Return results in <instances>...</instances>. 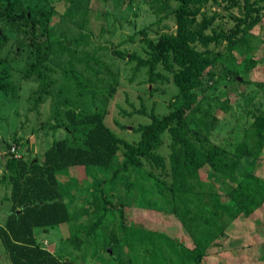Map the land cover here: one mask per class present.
Returning <instances> with one entry per match:
<instances>
[{
    "label": "rangeland",
    "instance_id": "1",
    "mask_svg": "<svg viewBox=\"0 0 264 264\" xmlns=\"http://www.w3.org/2000/svg\"><path fill=\"white\" fill-rule=\"evenodd\" d=\"M16 1L20 2L23 9L29 5L31 15L37 12L43 16L51 10L50 28L55 29L54 37L62 39L67 48L74 49L75 57L84 60L72 61L73 72L84 91L77 93L69 77L66 51L53 47L39 67L49 81L47 92H41V84L35 73L27 78L22 76L33 63L27 37L21 31L12 30L7 23L3 26L0 67L9 73L10 88L8 93L0 91V226H3L5 215L10 209L7 197L9 175L14 173V167L6 163L12 157L10 149L13 148L18 156L40 159L52 139L66 136L63 126H56L52 118V105L56 100L68 101L66 105L57 106L59 121L66 122V107H71L77 113L97 111L114 134L130 143L138 139L134 128L148 122L150 112L161 115L178 104L173 98L176 87L171 72L158 66L156 70L163 77L149 82L146 68L138 66L137 59H129L130 53L140 58L147 57L146 38L156 39L161 33L175 31V0H81L80 3L74 0L68 5L64 0ZM66 6L69 13H65ZM86 7L95 13L87 15L84 26H77L84 19L80 14ZM212 9L221 13L212 27L230 28L234 20L228 12L237 15V10H227L222 6H213ZM204 10L209 14L211 6L206 5ZM99 12L105 14L100 17ZM141 29L144 34L140 32ZM73 36L80 38L81 42L68 44L67 40ZM245 37V44L233 47L230 52L224 50L223 43L218 47L210 46L211 52L218 51L220 55L208 67L211 76L204 77L203 83L194 89L197 97L205 100L216 95L226 99L224 108H219L218 103L208 108L212 114L208 139L214 144L227 145L240 139L248 122L245 121L246 114L256 107H264V16ZM116 50L126 53V56L118 57ZM249 56L258 61L246 69L244 65ZM38 93H42L41 102L37 100ZM166 144L167 136L164 135L159 148L164 156L168 152ZM260 159L261 164H264V149ZM119 166L120 157L117 156L102 170L91 166L60 170L56 176L62 186L71 219L59 225L34 228L36 242L60 258L81 264H148L152 251L150 244L143 237L136 240L127 235L125 238L116 211L107 215L104 223L95 230L98 234L95 238L92 233H80L79 247L75 248L69 242V235L75 226H84L94 220L93 193L100 202L99 191L102 189L110 199L124 202V226L142 233L151 230L163 232L174 243L180 242L188 247L190 241L177 219L172 214L164 213L169 206L160 198L146 174L147 166L129 167L113 175ZM241 172L242 168H238L227 182L234 180ZM103 178L106 181L97 190ZM111 229L120 238V244L105 245L104 238H108ZM229 230L230 235L222 241L220 248L207 249L212 250L204 258V264H258L256 257L260 254L264 258V206L249 221L233 222ZM152 244L156 247L153 264L177 261L176 255L165 246L161 237L152 239ZM236 247L238 249L234 255L232 250ZM0 264H10L1 239Z\"/></svg>",
    "mask_w": 264,
    "mask_h": 264
},
{
    "label": "trees",
    "instance_id": "2",
    "mask_svg": "<svg viewBox=\"0 0 264 264\" xmlns=\"http://www.w3.org/2000/svg\"><path fill=\"white\" fill-rule=\"evenodd\" d=\"M64 1L67 5L74 2ZM75 1L80 3L81 0ZM175 1V31L161 33L156 39L146 38V58H140L135 53L129 54V59H137L138 66L146 68L149 82L163 77L156 70L158 66L172 73V82L176 87L173 98L178 101L175 107L161 115L150 112L148 122L134 128L138 139L130 143L114 134L97 111L77 113L71 107H66V122L59 121L57 106L66 105L68 101L56 100L52 105V118L56 126H63L66 136L52 139L40 159L15 157L11 153L12 157L6 161L10 167H14V173L9 175L7 197L10 209L5 215L3 226H0V239L10 264H81L60 258L41 247L35 240L33 229L59 225L71 219L62 186L56 176L60 170L74 166H91L102 170L117 156L120 157V166L113 171V175L129 167L147 166L146 174L160 198L169 206L164 213L172 214L177 219L190 245L187 247L180 242L174 243L163 232L151 230L142 233L124 226L125 204L110 199L100 189L106 181L103 178L96 188L100 189L101 201L98 202L95 193L92 197L94 220L84 226H75L69 235V242L75 248L80 246V233H92L95 238L98 235L95 230L104 223L107 215L116 211L125 238L127 235L136 240L143 237L150 244L152 251L148 264L155 263L156 247L152 239L157 236L177 257V261L172 260L170 264H204V258L212 250L207 249L221 247L222 241L230 235L228 228L233 222L249 221L256 211L263 208L264 164L260 162V153L264 149V107H256L246 114L245 121L248 122L240 139L227 145L214 144L208 139L212 127V114L208 108L211 109L210 105L214 107L216 103L219 108H224L226 99L216 95L205 100L197 97L194 89L203 83L204 77L211 76L208 67L220 55L218 51L211 52L210 46L218 47L223 43L224 50L230 52L233 47L245 44L248 31L264 16V0ZM206 5L211 6L209 14L204 10ZM213 6L237 10V15L228 12L234 20L230 28L212 27L221 17L218 10L212 9ZM29 8L26 5L23 9L16 0H0V39H3L2 28L7 23L12 30L21 31L27 37V44L32 49L33 63L22 76L27 78L35 73L41 84V92L46 93L49 81L39 67L51 48L65 50L70 67L69 77L77 93H82L84 89L73 72L72 61L84 60L75 57L74 49L67 48L62 39L54 37L55 29L50 28L51 10L43 16L36 12L32 14L35 17H32ZM69 12L66 6L65 13ZM89 13L94 14L95 11L88 7L81 10L80 15L84 19L77 26H84ZM99 14L101 17L105 12ZM262 40L264 42V37ZM79 42L80 38L74 36L67 40L68 44L76 45ZM115 53L118 57L126 56L119 50ZM257 61L249 56L244 68L249 69ZM9 80V73L0 67V91L3 93H8ZM41 94H37L39 102L42 101ZM162 135L167 136L166 156L159 151L163 144ZM238 168H242V172L227 182ZM104 242L107 246L110 243L118 245L120 238L111 229ZM126 242L131 246L130 242ZM236 249L232 250L234 255ZM256 261L264 264L260 254Z\"/></svg>",
    "mask_w": 264,
    "mask_h": 264
},
{
    "label": "built area",
    "instance_id": "3",
    "mask_svg": "<svg viewBox=\"0 0 264 264\" xmlns=\"http://www.w3.org/2000/svg\"><path fill=\"white\" fill-rule=\"evenodd\" d=\"M10 152H11L15 157H18V155L16 154V152L14 151L13 148L10 149Z\"/></svg>",
    "mask_w": 264,
    "mask_h": 264
}]
</instances>
